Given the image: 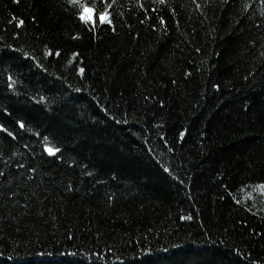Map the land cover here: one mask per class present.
<instances>
[{"label":"trees","instance_id":"obj_1","mask_svg":"<svg viewBox=\"0 0 264 264\" xmlns=\"http://www.w3.org/2000/svg\"><path fill=\"white\" fill-rule=\"evenodd\" d=\"M72 5L0 0V264H264V0Z\"/></svg>","mask_w":264,"mask_h":264},{"label":"snow or ice","instance_id":"obj_2","mask_svg":"<svg viewBox=\"0 0 264 264\" xmlns=\"http://www.w3.org/2000/svg\"><path fill=\"white\" fill-rule=\"evenodd\" d=\"M15 2H19V0H15ZM163 2V0H162ZM69 3L75 5L78 7V12L76 13L77 18L90 26V28L94 29L96 24H107V25H111L112 24V20L113 17L111 15V9L113 8L114 5V0H112V2H109V0H102V10L100 8H97L94 5H91L90 0H88V2H83L81 3V0H69ZM200 5H197V7H199ZM141 8H143V4L140 5ZM16 18L13 17V20H15ZM150 19V17H149ZM160 22L161 24H164L165 21L163 20V17H160ZM24 24V21L21 19L18 21V26L22 27ZM19 35V33H17V36ZM11 47V46H10ZM12 51L14 52L15 49H12ZM76 56H78L79 54L76 53L74 54ZM44 56L46 58H59L61 57V51L59 49L53 50L51 48H49L45 53ZM23 58L25 60H32L36 63V65L40 68H43V64L37 60L35 55H31L28 52L23 53ZM79 73L82 75L84 73V68H80L79 69ZM8 80V87L10 89L14 88L15 86V80L13 78V76L11 74L8 75L7 77ZM215 87H217V89L219 88L218 85H216ZM77 91H79V89H77ZM46 98L41 96L40 97V102H43ZM163 106V105H162ZM4 111L7 113V109H4ZM10 115V114H9ZM19 128L24 129L25 128V123L23 120L17 121ZM157 127H159V125H157ZM0 130H2L3 132L7 133L9 136H12L13 139H15V136L12 132H10L8 130V128L4 127L2 124H0ZM36 135H39L38 133ZM179 136L181 138H183L185 136V131H181L179 133ZM43 139L45 141L48 140V137H43ZM27 147V146H25ZM45 151L47 152V154L49 156H55L57 153L61 152L60 148H51L49 147L47 144L44 145ZM18 168H24L23 164H18L17 165ZM166 171H170L169 169H165ZM32 172H35V169H31ZM4 173L0 172V176H3ZM181 219H187V220H191L192 216H182L180 217ZM165 251H167V249H165ZM237 252H239V250H237ZM0 255H2V253H0ZM68 255H72L75 256L77 255V253L73 252V253H69ZM104 258L103 254H95V260L97 261H102ZM8 259H11V257H9ZM95 264V262H94ZM257 264H259V262H257Z\"/></svg>","mask_w":264,"mask_h":264},{"label":"rangeland","instance_id":"obj_3","mask_svg":"<svg viewBox=\"0 0 264 264\" xmlns=\"http://www.w3.org/2000/svg\"><path fill=\"white\" fill-rule=\"evenodd\" d=\"M260 186H261L260 184H255V185L253 184L252 189L254 193L256 192L259 196H262L264 194V189L263 188L261 189Z\"/></svg>","mask_w":264,"mask_h":264}]
</instances>
